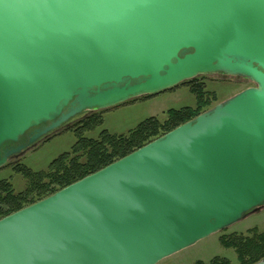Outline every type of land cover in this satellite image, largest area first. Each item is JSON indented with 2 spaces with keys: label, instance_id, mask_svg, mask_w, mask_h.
Returning <instances> with one entry per match:
<instances>
[{
  "label": "water",
  "instance_id": "water-1",
  "mask_svg": "<svg viewBox=\"0 0 264 264\" xmlns=\"http://www.w3.org/2000/svg\"><path fill=\"white\" fill-rule=\"evenodd\" d=\"M203 75L253 85L0 218V264H156L264 206V0H0V168Z\"/></svg>",
  "mask_w": 264,
  "mask_h": 264
},
{
  "label": "trees",
  "instance_id": "trees-1",
  "mask_svg": "<svg viewBox=\"0 0 264 264\" xmlns=\"http://www.w3.org/2000/svg\"><path fill=\"white\" fill-rule=\"evenodd\" d=\"M182 84L188 85L195 95V106L169 109L163 120L149 117L125 134H112L103 130L97 138L86 137L85 132L102 124V116L98 111L87 117L82 115V119L72 128L76 141L71 149L52 160L47 169L33 171L24 165H15L14 170L21 173L27 181L23 191L15 192L9 180H0V218L39 201L126 156L193 119L207 110L216 99L214 93L205 91L204 85L198 81V78ZM220 243L234 249L240 264H253L264 258V231L260 232L257 228L250 229L246 233L223 236L220 238ZM196 264H231V261L215 257L209 262L197 261Z\"/></svg>",
  "mask_w": 264,
  "mask_h": 264
},
{
  "label": "rangeland",
  "instance_id": "rangeland-1",
  "mask_svg": "<svg viewBox=\"0 0 264 264\" xmlns=\"http://www.w3.org/2000/svg\"><path fill=\"white\" fill-rule=\"evenodd\" d=\"M197 78L204 85L205 91L214 93L216 96L209 108L253 85V83L241 78L229 76L203 75ZM195 104V95L190 91L188 85L181 83L154 95L139 97L98 111L102 116V124L85 132L84 135L97 138L103 130L112 134H125L149 117H157L163 120L167 110L193 107ZM73 120L75 121V119ZM74 125L51 133L48 137L38 141L20 159L10 160L0 168V180H9L15 192L23 191L27 186V181L21 173L14 170L15 165H24L33 171L47 169L52 160L69 151L76 141V136L72 130ZM253 228H257L260 232L264 231V206L249 212L232 226L204 237L196 243L163 258L156 264H196L197 261L209 262L215 257L226 258L231 261V264H240L234 249L223 246L220 243V238L233 233H246Z\"/></svg>",
  "mask_w": 264,
  "mask_h": 264
},
{
  "label": "flooded vegetation",
  "instance_id": "flooded-vegetation-1",
  "mask_svg": "<svg viewBox=\"0 0 264 264\" xmlns=\"http://www.w3.org/2000/svg\"><path fill=\"white\" fill-rule=\"evenodd\" d=\"M84 117V116H83ZM80 119H82V115L80 116V117H76L75 118V121L72 119L65 127H62L60 130H63V129H66L67 127H69V126H72V125H74L78 120H80ZM71 123V124H70ZM49 136V135H48ZM47 136V137H48ZM46 138V137H45ZM21 143H23V140H21ZM32 147L31 146H29L28 148H26V149H24V152H23V154H20V155H18V156H15V157H13L11 160H18V159H20V157H22L29 149H31Z\"/></svg>",
  "mask_w": 264,
  "mask_h": 264
}]
</instances>
